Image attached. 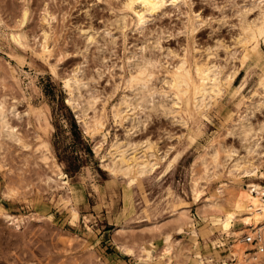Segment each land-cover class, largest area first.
<instances>
[{"label": "rangeland", "instance_id": "374dc122", "mask_svg": "<svg viewBox=\"0 0 264 264\" xmlns=\"http://www.w3.org/2000/svg\"><path fill=\"white\" fill-rule=\"evenodd\" d=\"M110 1L0 0V101L6 104L7 117L17 127L19 138L10 137L6 131L0 134V205L17 215L13 221L0 209V264H264V253L259 251L256 257V248L245 242L241 244L247 255L232 254L231 244L237 235L220 231L214 212L209 206L202 207L210 197H216L223 208H229L240 183L245 187L252 181L264 184V157L259 161L258 174L243 176L239 183L220 173L219 166V174L207 184L199 201L192 193L193 178L204 174L203 159H209L215 148L221 159L227 146L238 150L236 157L246 155L242 136L229 132L239 113L250 114L252 133L262 129L264 152V106L253 108V113L252 108L247 109L251 101L264 99L259 82L264 73V38L259 37L258 48L243 65V46L238 38L241 9L251 8L247 15L254 18L260 10L259 0H181L179 6L168 2L155 16L148 15L150 20L142 27L132 23L127 14L126 28L116 20L128 13L122 0H116L118 4ZM25 8L27 18L19 24ZM198 12L203 21H196L194 33L187 34L185 24L190 14ZM43 14L50 16V22H44ZM13 32L22 34L24 44L12 37ZM87 34L94 35V40ZM189 38L196 46V57H207L205 48L212 46L215 54L209 58L218 60L225 70L240 67L232 84H224V93L206 112L202 126L192 121L184 124L177 112L154 104L168 98L164 101L168 106L170 88L166 93L155 92V101L137 106L134 101L131 107L121 104L122 97L131 92L130 84L117 89L115 84L132 68L131 62L140 60L142 53L160 59L154 68L159 70H155L157 76L150 83L161 86L167 69L181 58ZM44 42L50 52L42 56ZM75 70L85 84L75 88L72 82L75 94L69 98L72 95L65 82ZM249 71L244 87L237 89ZM94 96L92 107L88 98ZM104 103V128L93 130L91 116L103 115ZM117 105L128 117L114 115ZM103 132H107L105 140ZM44 140L49 149L40 145ZM113 142L128 149L139 145L140 157L150 154L144 147L147 142L154 144V152H167L169 157L176 149L184 152L169 168L163 165L160 174L149 178L139 175L129 183L125 175L106 165L113 158L108 153L114 148ZM59 170L68 181L66 185L58 183ZM12 187L16 192L6 194ZM171 188L183 195L189 217L172 211L180 204L172 201ZM153 210L155 214L165 213L156 220L151 216ZM146 214L148 218H141ZM144 246L152 255L146 262L140 258Z\"/></svg>", "mask_w": 264, "mask_h": 264}, {"label": "bare ground", "instance_id": "6f19581e", "mask_svg": "<svg viewBox=\"0 0 264 264\" xmlns=\"http://www.w3.org/2000/svg\"><path fill=\"white\" fill-rule=\"evenodd\" d=\"M112 1L113 0H111L110 2H112ZM115 1L116 0H114L113 3L118 4V2L115 3ZM180 1L181 0H122V5L124 7V10H125V12L128 11V13L123 14L120 17H117V19H116L117 24H119V26L122 28H126L129 25V23H128L129 21H127L126 15L130 14L131 18H132V23L134 22L135 24H138L139 27L140 26L142 27L145 25L146 21L150 20L148 15H150V14L154 15V13L158 12L159 10H162L168 2H170L173 5L179 6L178 3ZM183 1L188 2L189 0H183ZM120 5L121 4H119V6ZM5 6H6V4H5ZM115 6H118V5H115ZM257 6L259 7L260 10L258 11V13L256 14V16L254 18H250L247 15L251 8L241 9V11H240V13H241V18H240L241 30H240V35L238 38H239V41L242 42V46H243V55L241 56L242 57V65L246 64L248 62L252 53L258 48L259 37L263 36V38H264V0H259ZM24 7H26V6L24 5ZM11 11H14V10H11ZM16 11H17V13L19 12L18 9ZM27 14H28V10H27V8H25L23 10V15L20 14L22 16V17H20L21 19H18L21 22L19 24H22L25 21V19L27 18ZM199 14H200L199 12L195 13V14H190V16L188 18V22L185 24L187 34H192L196 30V28H197L196 21L202 20V18H200V19L198 18V17H200ZM49 17L47 16V14H43L42 19L44 20V22H45V20H48V22H50L48 19ZM57 25L58 24H56L55 27H57ZM180 28H182V27H180ZM47 33L48 32L45 31V36L48 35ZM56 34H58V33H56ZM11 35L16 41L24 44V42L22 41V34L21 33L13 32V33H11ZM87 36H89V39L91 41L94 40V35L87 34ZM51 39H53V37ZM55 41H56V39H55ZM217 43H218L217 45H219V46H221L223 44L220 41ZM48 45L49 44H47V42H44L42 49L40 51V55L43 56V53L46 54L47 52H50ZM60 45H62V44H60ZM141 47L143 49L146 48L145 45H143V44ZM195 48H196V46H194V44L191 42V40L189 38V42L185 46L184 53H182L183 55L181 56V58L179 60L177 59L178 62L176 60L175 64L173 63L174 65L173 66L171 65V68L167 69L168 74H165V77L163 78L164 83H162L163 85L161 84V86H155L152 83H150L152 77L154 75L157 76L154 73H156L155 70L157 71L158 69H154V68H155V66H158L161 63L160 59L154 58L156 56H154V57H153V55L146 56L145 53H142L140 60H136V61L131 62L132 68L126 70V73H124L122 76V79H121L122 81H120V82L118 81V83L115 84V86H116L115 89L121 87L122 84H125V83L130 84V91L131 92H128V94H125L122 97L121 104L126 103L127 107H129V106L131 107V105L134 103V101H137L136 106L140 105L146 101H151V100L155 101V99H154V93L155 92L166 93L168 91L167 88H170L172 91H171L170 100L168 102V106L166 103H164V101L167 100L168 98L167 99L162 98L159 100V102L156 101L154 104L155 105L158 104V106L161 105L164 107V109L167 108L171 112H177L178 113L176 115L177 118L179 116L180 119L183 120L184 124L188 125L189 122L192 121L195 125L202 126L204 124L203 118H204L206 112H208V110L217 101L220 100V96H222V94L224 93V91H225V89L223 87L224 84H226V83L228 85L232 84V82L234 81V79L236 78V76L238 74L240 67L234 68V69H228L227 68V70H225L224 69L225 66L222 65L220 62H218V60L209 58V56L215 54V50L213 49L212 46H207L205 48L207 57H205L204 59H202L201 57L198 58L195 56V54H194ZM56 49H57V47H56ZM239 49H241V48H239ZM148 50H150V49H148ZM233 53H235V52H233ZM179 54H181V53H179ZM235 57H236V55H235ZM55 58H56V56H55ZM78 69L79 68L76 67V70H78ZM76 70L72 76H70L66 79V82H65L69 86L70 94L72 95V96H69V98H73V94H75V88H80L81 85L85 84V81H83V79L78 76V73ZM160 72H162V71H160ZM249 75H250V71L247 72L246 75H244V80L238 86L237 89H241L244 87L246 79ZM116 79H117V77H116ZM72 82L75 83V85H74L75 88H74ZM154 82L155 81H153V83ZM259 82L262 84L263 92H264V73L260 77ZM165 84H167V85H165ZM73 103H75V102L73 101ZM88 103H89V106L93 107L94 103H95V96H94V98L93 97L88 98ZM105 103L103 105V111H102L103 115L99 116V115L94 113V115L92 114V116H91L92 118L90 121L93 122L92 123L94 125L93 130H102L104 128L105 122H104L103 118L107 117V110H106ZM5 105H4L3 101H0V134L2 132L4 133V131H6L7 135H9L10 137H13L15 139H19L18 136L16 135V132H15V129L17 127L15 128L14 125L10 124L12 122H10L8 119L9 117H7L8 112H6V110L4 109ZM118 106L119 105H117L116 108H114V106H113L114 115L117 117H120L122 119L128 117L127 115L124 114L125 109H123L121 107L118 108ZM263 106H264V99L262 101L261 100L251 101L250 103H248L247 109L249 110L250 108H252V113H253L254 112L253 108H261ZM84 109L86 110V108H84ZM234 112H235V109L232 110V114ZM232 114L230 115V118L232 117ZM249 120H250V114L248 112H246L245 114L239 113L237 122H235L231 127L232 129L229 130V132L236 131L237 133H239L242 136V140H244L243 146L247 152L246 155L236 157L235 154H237L238 150L236 148H234L233 146H229V147L227 146L226 148H224L225 157H223V159H221L222 157L220 158L219 149L215 148L213 150V152H211L209 159L208 158L203 159L204 174H202L201 176L198 175V177L193 178L192 193H193V197H194L195 201H199L200 197L202 196L203 191L207 187V184L210 183V181L213 177H215V176H217V174H219V170H218L219 166L222 167V171L220 173L227 175L229 177V179L234 180V181H238L239 183L241 182L243 176L248 175L251 177L254 174H258L257 172L259 170V165H260L259 161L262 159V157H264V152L261 150V146H262L261 140L263 138V134H262V132H260V131H262V129L252 133L251 132L252 128L250 126L251 123ZM21 133H19V134L21 135ZM102 138L104 140L107 138V132L102 133ZM40 145H42L45 149H49V143L46 140L42 141L40 143ZM112 146L114 148L109 150L108 153L111 154L113 156V158L111 159V162L107 163L106 165L110 168L111 171H113L115 173L121 172L123 175H125L126 178L129 180V183H134L137 180L139 175L145 176L146 178H149V177L155 175L159 171H160L159 172V174H160L163 171V165H166V169L169 168L170 166H172V164H175L177 162V160L180 157V154H182L184 152L182 150V148L178 151L176 149L175 152L169 157L167 152L164 154H159V153L154 152V150H153L154 144L152 142H147L144 147L146 150H149L150 154L148 156V154L146 153L145 156L140 157L138 155V152H139L138 146L139 145L133 146L132 148L128 149L125 147V144L123 146V145H119L117 142H115V143L113 142ZM29 152H30V150H29ZM42 154H43L44 158L47 157L45 153H42ZM106 155L107 154H104V157ZM26 163H27V161H26ZM164 171H165V169H164ZM12 172H11V175H12ZM262 175L264 176V171H262ZM56 176H58L60 178V180H58L59 185H66L67 184L68 181L63 179L61 170L56 172ZM49 178H53V176L50 175ZM13 179L15 180V178H13ZM202 179L205 180V184L201 183ZM20 181H21V179H20ZM23 182H24V179H23ZM27 182H29V181H27ZM21 184L22 183H20V185ZM172 188H171V191H172L171 197H173L172 201H177V204H180L176 207V209H172V211L177 210L178 212H180L182 217H184V218L189 217L188 212H187V208H188L187 206L188 205L184 202L183 195L180 194L178 191H174ZM238 188H239L238 194H237V190H235L237 197L235 199L233 198L234 200L232 203H230L231 206L229 205L230 206L229 208H223L220 205V203L218 202V200L216 199V197H214V198L210 197L208 199V201L206 200L207 201L206 203H204V204L202 203V207H203V205L207 206V207L209 206L211 211L214 212L213 218H214V221L218 224L220 231L223 230V231L227 232L228 235H231V234L237 235V238L235 239V241H233L234 243L231 244V245H233V248H231L230 251H232V254H236V255L241 256V255H247V253H245L246 247L242 245L243 242H245V235H244L245 233L244 232L246 230H248L249 231L248 233H250V234H255V233L261 232L262 238L264 241V230H263L264 229L263 228L264 227V184L252 181V182L248 183V187H245L240 183ZM223 190L227 191L225 188ZM229 191H232V189L230 188ZM15 192H16V189L12 187L6 191V194L10 195V194L15 193ZM61 198L64 199L63 196H61ZM170 200L171 199L169 197L166 199L167 202H169ZM200 206H201V204H200ZM73 208H74L75 214L78 215V211L75 209V207H73ZM0 209H3L4 215L8 219H13V221H14L15 218L17 217L16 214L10 213L7 210H5V208L2 205H0ZM155 209L156 208L154 207V210ZM144 210H146V209H144ZM166 211H169V210H166ZM152 213H153V215H151V216H153V218L157 220L158 217H161V215L163 213H165V211L164 212L158 211L156 214L154 211ZM148 217L149 216L147 214L144 215L143 217L141 216V218H148ZM159 223H161V222H159ZM237 224L239 226H236ZM196 232H197L196 229H193V233L195 234ZM140 235H141V233H140ZM134 247H135V245H134ZM142 249H143V251H145V253L141 254L140 258L142 261L146 262L147 260L150 259V257L152 255L150 254V251L146 246H144ZM127 250L131 253H135L131 248H127ZM244 260H245V258H244ZM244 260H242V261H244ZM242 261L240 260L239 262L241 263ZM233 264H235V263H233Z\"/></svg>", "mask_w": 264, "mask_h": 264}, {"label": "built area", "instance_id": "2783aa9c", "mask_svg": "<svg viewBox=\"0 0 264 264\" xmlns=\"http://www.w3.org/2000/svg\"><path fill=\"white\" fill-rule=\"evenodd\" d=\"M262 241H263V238H262L261 232H258L255 234L245 233V242L253 245V247L256 248L254 252L256 257H257V252L260 251L264 253V243Z\"/></svg>", "mask_w": 264, "mask_h": 264}]
</instances>
